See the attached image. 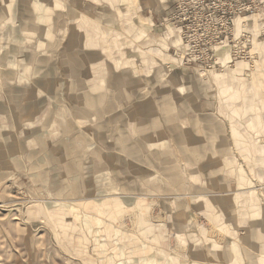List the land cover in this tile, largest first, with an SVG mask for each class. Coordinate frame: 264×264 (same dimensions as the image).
Returning a JSON list of instances; mask_svg holds the SVG:
<instances>
[{"label": "rangeland", "instance_id": "rangeland-1", "mask_svg": "<svg viewBox=\"0 0 264 264\" xmlns=\"http://www.w3.org/2000/svg\"><path fill=\"white\" fill-rule=\"evenodd\" d=\"M180 1L147 0L165 35L162 91L133 93L130 154L92 173L85 199L31 187L0 157V264H264V4L198 59Z\"/></svg>", "mask_w": 264, "mask_h": 264}, {"label": "crops", "instance_id": "crops-1", "mask_svg": "<svg viewBox=\"0 0 264 264\" xmlns=\"http://www.w3.org/2000/svg\"><path fill=\"white\" fill-rule=\"evenodd\" d=\"M122 1L0 0L3 171L28 175L29 186L58 200L85 199L92 173L110 172L112 155L130 154L133 93L162 91L159 20L147 0L136 7L152 22L129 19Z\"/></svg>", "mask_w": 264, "mask_h": 264}, {"label": "built area", "instance_id": "built-area-1", "mask_svg": "<svg viewBox=\"0 0 264 264\" xmlns=\"http://www.w3.org/2000/svg\"><path fill=\"white\" fill-rule=\"evenodd\" d=\"M264 0H181L174 21L190 47L191 58H209L229 33L232 19L261 9ZM182 5V6H181Z\"/></svg>", "mask_w": 264, "mask_h": 264}]
</instances>
